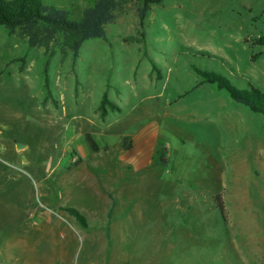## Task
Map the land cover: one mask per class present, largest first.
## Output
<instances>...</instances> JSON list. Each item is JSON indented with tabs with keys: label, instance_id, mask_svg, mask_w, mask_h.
<instances>
[{
	"label": "rangeland",
	"instance_id": "rangeland-1",
	"mask_svg": "<svg viewBox=\"0 0 264 264\" xmlns=\"http://www.w3.org/2000/svg\"><path fill=\"white\" fill-rule=\"evenodd\" d=\"M42 1L76 21L95 2ZM122 1L107 40L85 41L77 57L64 34L30 46L24 34L0 27V264H241L237 208L225 206L224 216L214 196L220 170L243 145L234 109L249 108L216 85L180 96L201 81L196 69L264 92V0H162L151 4L143 27V0ZM105 94L123 110L102 119ZM250 114L262 153L264 117ZM142 127L160 136L140 161L162 168L173 142V171L110 175L108 168L125 167L119 152L133 146L127 134ZM85 133L97 140V153ZM189 177L207 180L190 207ZM171 179L182 185L173 189ZM61 207L79 210L89 226ZM160 226L163 240L155 235ZM102 231L107 247L93 238Z\"/></svg>",
	"mask_w": 264,
	"mask_h": 264
},
{
	"label": "crops",
	"instance_id": "crops-1",
	"mask_svg": "<svg viewBox=\"0 0 264 264\" xmlns=\"http://www.w3.org/2000/svg\"><path fill=\"white\" fill-rule=\"evenodd\" d=\"M204 87H206V85L204 86L201 85L199 86V88L196 89L192 88L193 90L191 89V91L185 92L184 94H182V96H180V98L196 90L199 91L200 89H202V91H205L207 88ZM115 104L117 105V103ZM225 104L234 105V106L236 105L228 102H225ZM117 106L121 109L119 105ZM122 110L123 109H121L120 111ZM112 112L116 113L117 110L110 109L107 112L108 118L110 117V114ZM234 112L239 114V118H240L239 122L242 123V127L238 131V134L240 135V138H242L241 141L243 145L242 148H240V153L236 157V159H234L231 162V164L226 165L224 168L220 170L219 180H218L220 184H218V188H217L218 191L217 194L214 196V198L217 195H221L223 203L226 207L230 205L237 208L238 217L236 221H238L237 223H239L241 227V229L237 233L239 235V240L241 241H239V243H237L236 245V251L238 254V258L240 259L239 262L241 264H264V227L262 228L258 227V224L260 223L264 224V215L260 214V211H258L260 210V207L264 208V152L262 153L260 152V145H259L260 128L257 121L254 123L252 120H249L250 118H252V115L250 113L253 112L251 111L247 112V110L245 109L242 110L239 107L235 108ZM164 114L166 116L170 115L171 117H173V119L176 120L178 119V116H176L174 113L173 115H171L167 111L164 112ZM146 128L148 127L145 128L142 127L140 130H136L135 133L127 134L133 140L132 142L133 146L131 143L130 144L128 143L127 146L129 147V150L124 149V150H120L121 152H119L120 159L124 161L125 167L108 168L110 175H116V174L140 175L149 169L155 171L162 169L160 172H164L163 170H166L167 174L173 171L169 167L170 159H172L174 152L173 142H168L165 146L167 151V158H165L166 164L162 163L161 161L159 163L162 166L163 165L166 166L167 168H164V166L162 168L158 166L149 167L151 163L150 160H148V163H143L144 160L140 161L143 158L142 155L147 154L148 157H151L152 155L151 150L153 149V147H155L154 146L155 142L160 136V131L157 130L154 135H150L149 137L148 133H146ZM111 147L112 146H110V148ZM110 148L108 151H110ZM140 156L142 157L140 158ZM93 170H97V168ZM189 175H190V170H189ZM86 177L87 176H85L84 179ZM189 179H188L189 186L187 190L183 188V192H188L187 206L190 207L191 204L195 203L194 191L198 188L197 186L200 185V187H202L204 183L207 184V180L204 178H190V177ZM100 181H102L105 185H107L109 182H112V180L110 179L108 180V183L106 180H100ZM162 181H164V179H162ZM171 183L173 184V189L177 187L176 185H178V187L182 185L181 180L179 179L178 180L171 179ZM112 188H113L112 186L111 188L108 187V190L113 191ZM183 197L186 198L187 193H185ZM105 198H106L105 200L106 204L111 205L113 198L112 193L109 192L108 195L106 194ZM107 205H106V213L108 212ZM251 228H255L256 230L254 229L253 231H250ZM155 235L156 238L159 240L164 239L165 236L162 226L159 227V232L157 227V231ZM93 238L99 241L101 244H104L103 246L107 245L105 240L107 239L106 231H102V234H100L99 236L97 234L93 235ZM158 245L160 244L158 243Z\"/></svg>",
	"mask_w": 264,
	"mask_h": 264
},
{
	"label": "trees",
	"instance_id": "trees-1",
	"mask_svg": "<svg viewBox=\"0 0 264 264\" xmlns=\"http://www.w3.org/2000/svg\"><path fill=\"white\" fill-rule=\"evenodd\" d=\"M161 1L143 0L142 7L138 10L141 27L144 25L151 4H158ZM123 4L122 0H95L93 6L85 9L82 18L76 21L70 18V13L67 10L46 5L42 0H0V27H5L10 35L17 32L24 34L28 38L30 46L31 44L47 46L53 36L64 34L68 42L71 43L74 57H77L85 41L90 39L107 40L106 27L117 20ZM260 44L264 46V41ZM258 56L260 54H256L253 59H257ZM22 69L23 67L20 68V70ZM153 69V71L159 70L155 64ZM196 71L202 79L196 83L193 89L199 88L203 84L216 85L219 90H225L233 101L264 117V92L253 86L248 91H241L219 73L200 69H196ZM158 73L157 79L161 80V72L158 71ZM108 105L112 110H121L105 94L99 107L102 118L107 116ZM84 141L93 152L99 151L100 146L90 133L84 134ZM160 161L166 164L164 156L160 157ZM214 200L218 202V207L225 216L226 210L221 195H217ZM61 209L73 216L84 227L89 226L86 217L79 210L69 207Z\"/></svg>",
	"mask_w": 264,
	"mask_h": 264
},
{
	"label": "water",
	"instance_id": "water-1",
	"mask_svg": "<svg viewBox=\"0 0 264 264\" xmlns=\"http://www.w3.org/2000/svg\"><path fill=\"white\" fill-rule=\"evenodd\" d=\"M24 147H25V146H24L22 143L16 141V148H17L18 151L23 150Z\"/></svg>",
	"mask_w": 264,
	"mask_h": 264
}]
</instances>
